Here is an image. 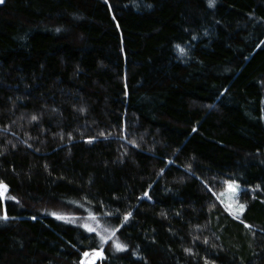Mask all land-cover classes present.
Instances as JSON below:
<instances>
[{
    "label": "trees",
    "instance_id": "obj_1",
    "mask_svg": "<svg viewBox=\"0 0 264 264\" xmlns=\"http://www.w3.org/2000/svg\"><path fill=\"white\" fill-rule=\"evenodd\" d=\"M0 181V264H264V0H5Z\"/></svg>",
    "mask_w": 264,
    "mask_h": 264
},
{
    "label": "snow or ice",
    "instance_id": "obj_2",
    "mask_svg": "<svg viewBox=\"0 0 264 264\" xmlns=\"http://www.w3.org/2000/svg\"><path fill=\"white\" fill-rule=\"evenodd\" d=\"M4 0H0V4H3ZM209 6L210 7H214L215 6V0H209ZM195 39V37H193ZM177 48L180 49L181 52H184L185 50L183 48H180L179 45H177ZM33 119H35V117H33ZM91 142V141H89ZM171 163V162H170ZM228 189L232 190V191H236L237 194L239 193V189L238 187L234 188L233 183L229 182L228 183ZM209 191H211V188L208 189ZM213 195H216L215 193H213ZM223 195V194H221ZM149 199H151V197H148ZM219 199V197H217ZM9 199V190H8V186L6 184H4L2 181H0V202H4V214L2 217L3 220H8V215H7V204L6 201ZM11 199L16 200V198L14 196L11 197ZM17 203L19 201H16ZM222 204H224V201L221 200L220 201ZM224 207L229 211L230 214H232L236 219H240V216L243 214V212L246 209V206L244 204H239L238 209H233V207L230 204H224ZM51 215L55 216L57 219H66V217L59 215L55 212L51 213ZM132 217V213L128 212L126 214L123 215V223H127L128 220ZM33 219H35V217H33ZM92 219H95V216H92ZM123 223H120L119 226L123 227ZM247 227H251V225H246ZM83 227L88 231V232H96V228L90 226L89 224L85 223L83 225ZM119 228H115L113 230H111V235L114 236L115 232L118 231ZM105 231H109L108 229H105ZM97 235L99 236V239L101 241V244H106L108 242L109 237H106L100 233H97ZM206 242V241H205ZM118 250H126L127 246L120 244L119 242H116L114 245ZM103 252V247L101 246L99 249H93L92 252H88L85 251L83 253L85 260H83L81 262V264H93V262L88 261V257L91 255L94 256H101Z\"/></svg>",
    "mask_w": 264,
    "mask_h": 264
},
{
    "label": "rangeland",
    "instance_id": "obj_3",
    "mask_svg": "<svg viewBox=\"0 0 264 264\" xmlns=\"http://www.w3.org/2000/svg\"><path fill=\"white\" fill-rule=\"evenodd\" d=\"M233 186H234V188L238 187L239 193L237 194L236 191L229 190L228 186H227V189L222 193L223 195H221L220 199L224 201V204H230L233 207V209L235 210V209H238L239 204H243L240 201V193L242 191V188L235 183H233ZM77 223H79V222H77ZM98 257H100V256H93L89 261L94 262Z\"/></svg>",
    "mask_w": 264,
    "mask_h": 264
}]
</instances>
